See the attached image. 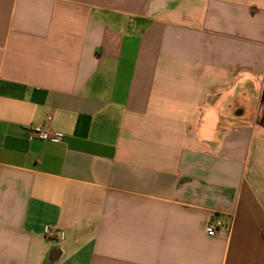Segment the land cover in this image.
<instances>
[{"label":"crops","instance_id":"obj_1","mask_svg":"<svg viewBox=\"0 0 264 264\" xmlns=\"http://www.w3.org/2000/svg\"><path fill=\"white\" fill-rule=\"evenodd\" d=\"M0 264H264V0H0Z\"/></svg>","mask_w":264,"mask_h":264},{"label":"built area","instance_id":"obj_2","mask_svg":"<svg viewBox=\"0 0 264 264\" xmlns=\"http://www.w3.org/2000/svg\"><path fill=\"white\" fill-rule=\"evenodd\" d=\"M28 133L31 137H36L41 140H52L57 141L58 135L52 132L48 127H42L40 125H30L28 126ZM222 226V222L218 218H212L208 221L205 226V232L207 235H214L215 231Z\"/></svg>","mask_w":264,"mask_h":264}]
</instances>
